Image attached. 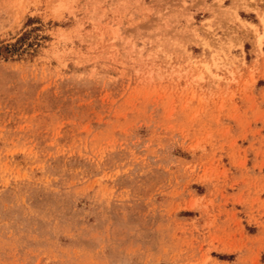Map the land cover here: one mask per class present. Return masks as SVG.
Segmentation results:
<instances>
[{
	"label": "rangeland",
	"instance_id": "rangeland-1",
	"mask_svg": "<svg viewBox=\"0 0 264 264\" xmlns=\"http://www.w3.org/2000/svg\"><path fill=\"white\" fill-rule=\"evenodd\" d=\"M15 44L0 264H264V0H0Z\"/></svg>",
	"mask_w": 264,
	"mask_h": 264
},
{
	"label": "trees",
	"instance_id": "trees-1",
	"mask_svg": "<svg viewBox=\"0 0 264 264\" xmlns=\"http://www.w3.org/2000/svg\"><path fill=\"white\" fill-rule=\"evenodd\" d=\"M16 46L17 44L0 47V56H4L5 58L12 57L13 55H15V53L18 52V49H20V47L17 48Z\"/></svg>",
	"mask_w": 264,
	"mask_h": 264
}]
</instances>
